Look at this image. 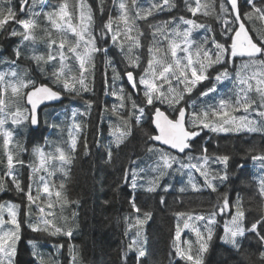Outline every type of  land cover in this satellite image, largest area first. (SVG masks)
<instances>
[{
  "label": "snow or ice",
  "instance_id": "obj_1",
  "mask_svg": "<svg viewBox=\"0 0 264 264\" xmlns=\"http://www.w3.org/2000/svg\"><path fill=\"white\" fill-rule=\"evenodd\" d=\"M19 8L11 5V0H0V32H7L10 37H22L21 43L28 41L33 45L37 41L35 35L36 30L41 27L38 18L43 15L46 21L61 34V39L57 41L52 38L50 29H43L47 38V47L49 49L47 55L37 54L35 48L32 50L31 56H24L20 46L13 49V56L0 59V64H5L4 70H0V134L3 135V145L6 156V171L5 176L11 178V184L14 190L24 196L27 200L28 212L26 216L30 219L32 216V207L37 206L35 222H28L27 227L33 232H42L49 236L63 235L69 239L73 236V231L78 227L74 223L76 213H73L72 226L69 225L67 217H61L64 221L63 225L58 226L56 215L51 209L54 205L49 200L45 211L44 207L37 205V201L41 200V189H37L35 195L32 191V184L27 185V190L22 186L20 179L16 173L15 164L23 166L24 161L20 160L19 153L25 151L22 145L16 144L18 149L16 153L17 159L14 164V155L8 150V145L12 142L13 131L8 130L5 125L11 121L12 125H23L25 123L32 126H37L40 121L37 113L38 107L46 101H56L61 98V92L56 91L53 87L47 84H37L35 80L28 78L29 69H20L17 61L22 57L30 59L44 71L42 65L55 62L59 59V66L55 67L50 73L49 78L53 84L62 87L64 92L74 94L81 97L83 93L92 91V85L95 82V60L97 53L105 54V81H107V70L111 68L113 73V81L120 79L121 74L115 67L114 62L107 58L108 48L98 46L97 41L103 43L110 36L112 45L117 46L127 61V66L124 70V75L127 78L130 86L137 89L138 85H143L144 106H141L133 100L131 93H125L123 87L114 90L111 94L118 95L121 100L120 109L125 108L124 101H131V108L124 115L118 111L117 106L113 105L111 111L118 117L119 125L111 127L112 141L107 149V160L111 163L119 154L122 145L126 144L133 135V129L142 127V122L145 116L146 107H151L154 112L151 113L152 123L158 134H151L145 131L146 136L145 152L155 157L154 163L148 168L153 175L147 179L146 191L150 193L162 189L164 193H168L172 188L171 184H162L161 181L170 175L169 170H172L174 165H178L176 172L183 174L185 169L188 170V187L194 192H202L210 190L213 193L218 192V184H223L229 179V162L232 157L228 154H216L209 152L207 145H201L198 149L199 155L194 156L191 153L196 151L194 148L195 138L199 137L204 129H208L213 133H228V132H264V71L254 72L248 78H242L240 72L236 73L239 91L236 92L235 101L229 99H220L218 105H209L202 108L200 111H192L190 117L187 115V109L184 105L188 104L185 99L186 95L197 89L203 82L209 81L211 86L207 87L200 95L207 97L210 93L217 91L216 84L229 78V72L226 65L229 63V58L246 57L247 61L242 65L243 68L257 67L264 69V35L260 36V42H256L253 36L249 34V29L246 27L245 21H252L254 17L264 20V7H257L254 0H247L250 5V11L241 12L238 0H220L219 12H216L214 4L201 3V0H194L195 6H192L191 0H184L187 11L193 17L197 13L205 16H214L215 20L222 21L220 36L223 42L216 38V35L205 36L202 42H197L192 39L194 30L205 29L208 32H213L210 25L198 23L196 19L185 18L181 16H171L166 20H156L155 17L159 13L171 12L178 7L176 0H149L147 7L143 6L140 0H112V4L117 7L118 15L113 17L108 14V19L103 23L99 30V34H94V13L93 8L87 3V0H78V22L74 23V16L68 11V4L59 5V8H53L52 11L36 12L34 9L37 5H42L43 0H18ZM98 11L103 16L106 9V0H98ZM21 15L27 18H20ZM231 16L232 19L225 17ZM152 18V22H149ZM138 21H143L146 27L150 30L149 33L140 27ZM178 21V22H177ZM14 22L21 26L22 30L18 31L13 28L8 32L7 25ZM183 25V27H181ZM71 33L75 38L74 41L67 39V34ZM151 37L148 44V60L147 67L144 68L143 74L139 75L137 80L134 77V70L140 67V56L134 54V50L142 47V38ZM7 38V37H6ZM212 44V48H206L208 43ZM67 45V52L65 48ZM166 45V46H165ZM55 49V54L53 53ZM178 52L186 54L183 58L178 56ZM69 54L72 59L78 63L77 70L74 72L68 63ZM170 54V57H169ZM220 65L223 71L217 72L215 77H212L210 70L213 66ZM133 70H128V67ZM147 77V78H146ZM259 77V78H257ZM255 80V87L250 82ZM173 81L177 86H173ZM214 81V82H213ZM165 85L167 87L165 88ZM182 85V87H178ZM256 93L257 98L253 99L250 93ZM11 94V102L15 103V110H11L10 103L6 102L8 93ZM19 101L29 107L19 106ZM94 101L85 100L86 111L79 113L80 115H88ZM157 103L166 104L172 108L175 113V118H170L169 115L156 107ZM194 108L195 105L193 104ZM107 110V109H106ZM243 112V115H234L233 113ZM78 115V110L73 109V130L76 133L82 131V125L75 122V117ZM58 127L57 125H52ZM71 142L69 149L66 152L64 148L57 146L54 153H46L40 146L34 147L33 152L39 160V165L30 164L33 172L47 170L48 161L57 159L61 165H70L73 161V153L77 147V136L69 133ZM155 142H161L162 145L168 146V150L164 147H157ZM84 154L89 155L88 141L85 138L83 141ZM175 150L178 154H172ZM251 151V150H249ZM187 163L181 158L186 154ZM131 155V154H130ZM139 159V158H137ZM253 161H258L261 172L264 173V153L252 155ZM196 160V163H192ZM131 167L124 169L123 182H129L133 190L138 187V178L143 179L140 173H145L144 168H137V160H129ZM218 165L219 168H213L212 165ZM243 168L244 165H238ZM63 171V167L61 168ZM192 170H195L203 177V184H197L192 175ZM52 173H49L51 175ZM67 174V173H65ZM31 179V177H30ZM40 182L43 184L42 192L51 197L52 193L49 190L48 182H45L44 177H40ZM61 189L64 184L59 185ZM5 181L0 178V193L11 191ZM187 187H180L179 192L184 193ZM258 195L261 198V203L258 207L259 219L250 223V227L246 226V211L243 206L242 198L237 196L236 201L231 203L227 193H221L218 197V203L213 205L212 210L206 217L204 215H195L178 212V221L183 220V227L178 222L175 226V235L173 238L172 247L175 250V255L185 260L187 264H204L203 255L208 251L209 243L213 239L214 226L218 223L217 215L227 212L230 215L229 220H225L223 224V235L220 239L223 243L231 245L237 252L242 248L241 239L245 238L246 234L254 238L258 244L264 249V174L258 178ZM56 201L61 208L69 201L66 196H63L60 191L55 193ZM222 201V202H220ZM78 203V201H77ZM107 203V201H105ZM160 203H165V197H160ZM130 204L135 216V224L129 223V217H124L127 225L125 236L135 228V235L131 238L126 248L122 252L121 264H128V253L133 252L135 255L134 264H143V258L146 257L144 247L145 237L143 227L149 220L152 219L151 211H143L137 207L135 196L130 200ZM20 205L12 202L0 203V264H16L18 254V243L21 240V221ZM234 208V213L231 211ZM5 212L8 219H5ZM206 221L205 231L201 232L200 228L189 223V220ZM195 232L197 237L198 247L193 249V244L190 241L181 242V233L184 229H189ZM32 247V256L35 257L39 264H60L58 259L51 255L46 259L44 254L39 251L34 241H29ZM57 250L63 248L64 245H56ZM69 264H77L79 252L77 246L68 245ZM259 264H264V250L259 252Z\"/></svg>",
  "mask_w": 264,
  "mask_h": 264
},
{
  "label": "trees",
  "instance_id": "obj_2",
  "mask_svg": "<svg viewBox=\"0 0 264 264\" xmlns=\"http://www.w3.org/2000/svg\"><path fill=\"white\" fill-rule=\"evenodd\" d=\"M64 2L65 0H43V4L37 5L34 11L41 12L42 8L43 11H52L54 7L58 9L59 5ZM66 2L68 4V11L74 16L73 22H78V0H66ZM140 2L143 6L147 7L149 0H140ZM219 2L220 0H211V2L208 0L206 3L214 4L216 12L218 13ZM254 2L257 7H264V0H254ZM29 3H31V0H29ZM87 3L93 8L95 21L93 30L94 34L98 35L101 26L108 19L109 12L113 17H116L119 14L118 9L112 4V0H106V9L103 16H101L97 7L98 0H87ZM176 3L178 4L176 9H173L171 12L166 11L159 13L156 15L155 19L166 20L171 16L178 17L181 15L185 18L196 19L198 23L210 25L213 32H208L205 29H197L194 30L192 39L197 42H202L205 36L210 37L214 33L216 38L223 42L220 36V29L223 26L222 21L215 20L214 16L205 17L202 12L197 13V15L193 17L192 14L187 11L184 0H176ZM191 3L194 7V0H191ZM11 5L18 10V0H11ZM239 7L242 13L251 10L247 0H240ZM20 18L27 17L21 15ZM225 18L229 20L232 19L230 15ZM38 20L41 27L36 30L35 35L37 36V41L34 45L28 41L21 43L22 37L20 36L10 37L7 36V32H0V59L5 57L14 58L13 49L18 45L24 53V56H31L33 48H35L37 54L47 55L49 49L43 29H50L52 38L57 41L61 39V34L54 28H51L50 23L46 21L43 15H41ZM149 22H152V18H149ZM138 23L146 34L149 33L150 30L143 21H138ZM245 23L249 27L254 39L259 43L260 36L264 35V20L254 17L252 21H245ZM6 27L8 32L13 28L18 31L22 30L21 26L14 22H10ZM181 27H183V25ZM67 39L69 41H74L75 38L69 33L67 34ZM150 39V36H148L147 39L142 38V47L134 50V54L139 55L141 58L140 67L134 70V77H136L137 80L139 75L143 74L144 68L147 67V48ZM97 43L100 47L106 46L108 48L107 58H110L115 63V67L120 72L121 78L113 81V73L111 68H109L107 70V81H105L104 60L106 57L104 53H97L94 57L95 82L94 85H92L93 90L83 93L82 98L64 92L62 87L53 84L52 80L49 78L54 68L59 66L58 58L55 62L42 65L44 71H41L40 67L30 59L22 57L17 61L20 68L29 69V76L33 78L36 83H46L65 95V99L61 104L47 105L42 108L39 128L34 130L28 124L27 126L24 125L23 128H26V130L28 129L27 133L30 138L28 147H30V151L26 150L28 151L29 161L33 160L35 166H37L39 160L33 152L34 147H44L46 153L58 155L55 153V148L57 146L64 148L66 152L68 151L71 142V137L69 135L70 131H72L73 135L77 136V147L72 154L74 158L70 165L62 166L57 159L48 161V163L51 162L50 166L54 169L50 178L53 185H49V190L54 191L56 187L55 193L60 191L63 196H66L69 202L61 208L60 204L56 201L55 194L52 199V197H49L48 194L43 192H41L42 199L39 200V202H43L46 205L45 209L47 211V203L51 200L54 205L51 211L56 215V223L58 226L64 223L61 219L62 216L67 217L69 220L68 226H72L73 213H76L77 215L75 216L74 223L78 224V227L74 229L73 236L69 239L63 235L53 237L42 232H33L27 227L25 221H23L21 224V240L17 246L18 254L16 257V264H39V261L31 254L32 247L29 244L31 239L42 241L41 248L44 256L48 253V249H52L51 256L58 259L60 264H69V244L77 246V251L79 252L77 264H121L122 252L131 238L135 235L136 231V229L133 228L128 236L124 235L127 227L124 217H129L128 222L135 224V216L137 214L130 204V200L133 196H135L137 207L142 210L140 213L141 217L143 211H151L153 213L152 219L143 227L145 237L144 247L146 250V257L143 258V264H187L185 260L175 255V250L172 247L176 224L179 222L181 227H183V220L178 221L175 214L178 212H185L193 216L204 215L207 217L213 205L218 203L217 197L221 193H227L231 203L236 201L237 196L242 198L244 208L250 209V211H246V226L250 227L251 222L259 219L258 207L261 203V198L258 195V178L260 175L264 174L261 172L259 162L253 161L251 156L264 153V132L213 133L208 129H204L200 136L194 141V148L197 149L191 153L194 156H198L199 147L202 144H206L209 152L228 154L232 157L229 162V179L223 184H218V192L213 193L210 190H204L202 192L192 191L191 188L188 187V170L185 169L183 174L178 173L175 171L178 165H174L173 169L169 170L170 175L161 181L162 184L172 185L168 193H164L162 189H158L154 193L147 192L145 190L147 187L146 181L155 175L148 166L154 163L155 157L146 153L144 150L147 139L144 133L147 131L153 135L156 134L151 116L154 109L146 107L142 127H134L132 137L126 141L125 145L121 146L118 156L109 163L106 153L112 141L110 130L112 126L119 125L118 117L111 111V108L113 105L117 106L118 111L122 112L124 115H127V112L131 108V101L126 99L124 101L125 108L120 109L119 105L121 104V100L119 99V94L114 96L111 93L123 87L125 93L132 94L131 98L135 100L137 104L144 106L143 92L145 88L143 85H138L136 91L131 88L124 75L127 61L120 49L112 45L110 36L103 43L99 40ZM205 47L212 48L213 46L209 42ZM65 52H67V45ZM53 53L55 54V49H53ZM185 55L186 54L182 52H178V56L181 58ZM234 60L235 62L233 63ZM246 61L247 58L244 57L229 58V63L226 67H228V72L231 73L228 79L216 84L217 91L215 93H210L207 97L200 95L207 87L211 86L209 81H205L203 85H199L197 89H194L191 94L186 95L185 99L188 101V104L184 106L188 109L189 117L194 110L200 111L202 108H206L209 105H218L220 99H229L234 102L236 98L235 94L239 91L237 86L238 81L236 80L237 71L240 72L242 78L250 77L252 74H249V72L264 71V69H259L257 67L243 68L242 65ZM68 63L75 72L78 63L72 59L71 54H69ZM6 67L8 66L0 64V70H4ZM128 70L133 69L129 66ZM218 71H223L221 66H213V69L210 70L212 77H215ZM250 82L255 87V80H251ZM173 86H177L175 81H173ZM166 87L167 85H165V88ZM178 87H182V85ZM250 95L253 99L257 98L254 91L250 93ZM85 100H92L94 103L88 115H80L79 113L86 111L84 104ZM193 104L195 105L194 108L192 107ZM159 106L165 109L172 118L175 117V113L168 105L157 103L156 107ZM73 109L78 110L75 122L82 125V131L79 133L73 130L74 118L71 112ZM233 114L243 115L244 113L241 111ZM52 125H57L58 127H53ZM85 138L88 141L89 155L84 154L83 141ZM17 143L24 148L25 145L20 140H18ZM155 145L161 147L156 143ZM14 147L16 148L15 145ZM165 150L168 149L165 148ZM20 154L24 153L20 152ZM172 154L176 153L172 152ZM186 155L187 153L181 156L185 163L188 162L185 158ZM130 159L137 160L135 167L144 168L146 170L145 173H140L143 179L138 178V187L135 190L130 186L131 176H129V182L127 184L123 182L124 169L131 167L129 164ZM196 162V160L192 161V163ZM241 164L244 165L243 168L238 167V165ZM62 167L63 171L61 170ZM212 167L219 168L220 166L213 164ZM5 170L4 168H0V174H3ZM27 172L28 170L24 167V179L21 183L25 190H27L28 185L26 178ZM192 175L197 184H203V177H201L198 172L192 170ZM61 183L64 184L63 189L59 187ZM7 186L13 189L10 193H12L13 199L21 204L22 211L25 215L26 211H28L26 207V198L14 190L10 181H7ZM182 186L188 188L184 193L179 192V188ZM32 187H34L33 184ZM161 196L165 197L164 204L160 203ZM105 201H107V203H105ZM34 210L35 205L32 207V213H35ZM231 211L234 213L235 209L231 208ZM217 217H219V220L214 226L217 230L214 231L208 251L203 255L204 264H259V252L264 249L261 248L258 242L250 235L246 234L245 238H240L242 248L237 252L231 245L223 243L220 239L223 235L224 221L229 220L231 218L230 215L226 212L217 215ZM32 218L36 219V216ZM189 223L194 226L198 224L195 219L189 220ZM195 235V232H193L191 228L184 229L181 233L182 246H185L183 245V241H190L195 250V248L198 247ZM61 244L64 245V247L57 250L55 246ZM134 261V253L129 252L128 264H134Z\"/></svg>",
  "mask_w": 264,
  "mask_h": 264
},
{
  "label": "rangeland",
  "instance_id": "obj_3",
  "mask_svg": "<svg viewBox=\"0 0 264 264\" xmlns=\"http://www.w3.org/2000/svg\"><path fill=\"white\" fill-rule=\"evenodd\" d=\"M208 0H202V2L203 3H206ZM202 3V4H203ZM20 66V65H19ZM21 70H22V68H20ZM252 70V69H251ZM254 72H249V74H253ZM28 78H30V76H28ZM257 78H259V77H257ZM30 79H33V78H30ZM34 80V79H33ZM6 102H9L10 103V107H11V110H15V106H16V104L15 103H12L11 102V94H10V92L8 93V95H7V97H6ZM19 103V106H21V107H27L24 103H23V101H19L18 102ZM24 125H26L27 126V123H25V124H23V125H12L11 124V121H8L7 123H6V125H5V127L8 129V130H10V131H13V133H14V135H13V139H12V142L8 145V150L9 151H11L12 153H13V155H14V163H15V160L17 159V157H16V153H17V149L14 147V145L16 146V144H17V141L18 140H20L22 143H24V145H25V147H26V149L27 150H29L30 151V147H28V143H29V141H30V138L28 137V133H27V130H26V128H23V126ZM28 125H30V124H28ZM26 154V159L27 160H29V155H28V152H26L25 153ZM25 154H20L19 153V159L20 160H22V161H24V155ZM6 156H7V154H6V152H5V149H4V145H3V135L2 134H0V168H4V169H6ZM20 165V164H19ZM23 167H24V165L23 166H17V167H15V169H16V173H17V175H18V178L20 179V181H22L23 179H24V170H23ZM48 170H49V172L50 173H52L53 174V172H54V169H53V167L52 166H48ZM51 174V175H52ZM35 175V173L33 172V170L32 169H30L29 170V178L31 177V179L33 178V176ZM10 180H11V178H10ZM45 182H51V179H50V177H46L45 179ZM41 187H43V184H41ZM49 189H50V187H49ZM55 191H56V187H55V189H54V191L53 190H50V192L52 193V195H51V197H52V199L54 198V194H55ZM3 202H12V203H16V204H19L20 206H21V204L19 203V202H17V201H15L14 199H13V197H12V193H9V194H6V193H0V203H3ZM38 202V201H37ZM39 203H41V202H39ZM42 206L45 208V206L42 204ZM49 210V209H48ZM47 210V211H48ZM52 210V209H51ZM45 211H46V209H45ZM46 211V212H47ZM28 211H26V213H27ZM26 213H25V215H24V213H23V211H22V206L20 207V215H19V219H20V221H21V224H22V222L23 221H25V223L27 224L28 222H35L36 221V219L35 218H32L33 216H36V214L35 213H32V216H31V218L29 219L27 216H26ZM5 219H8V217H7V213L5 212ZM216 219H217V217H216ZM56 222V221H55ZM205 222V221H204ZM218 222V221H217ZM197 225H196V227H198V228H200V230H201V232H204L205 230H204V223H203V221H197ZM215 230H217V228H214V231ZM205 233V235H206V231L204 232ZM195 237H196V235H195ZM196 240H197V237H196Z\"/></svg>",
  "mask_w": 264,
  "mask_h": 264
},
{
  "label": "water",
  "instance_id": "obj_4",
  "mask_svg": "<svg viewBox=\"0 0 264 264\" xmlns=\"http://www.w3.org/2000/svg\"><path fill=\"white\" fill-rule=\"evenodd\" d=\"M238 4H239V0H238ZM246 27H247V25H246ZM248 28V27H247ZM249 34L251 35V33H250V31H249ZM49 86V85H48ZM51 87V86H50ZM54 89V88H53ZM55 90V89H54ZM57 91V90H56ZM63 99H64V95L61 93V98L59 99V100H56V101H46V102H44L43 104H41L39 107H38V109H37V113H38V117L40 116V114H39V112H40V109L43 107V106H45V105H49V104H59V103H61L62 101H63ZM162 111V110H161ZM165 114H166V112H165ZM39 126V124L37 125V126H33L34 128H37ZM155 126V125H154ZM157 134H158V130H157ZM157 143H160L161 144V142H157ZM162 145V144H161ZM168 147V146H167Z\"/></svg>",
  "mask_w": 264,
  "mask_h": 264
},
{
  "label": "bare ground",
  "instance_id": "obj_5",
  "mask_svg": "<svg viewBox=\"0 0 264 264\" xmlns=\"http://www.w3.org/2000/svg\"><path fill=\"white\" fill-rule=\"evenodd\" d=\"M210 2H211V0H210ZM203 3V2H202ZM217 3V2H216ZM242 4V3H241ZM140 52V51H139ZM181 53V52H180ZM137 54V53H136ZM141 61V60H140ZM235 62V60L233 61V63ZM115 64V63H114ZM228 68V67H227ZM219 72V71H218ZM231 73V72H230ZM229 73V74H230ZM215 74V73H214ZM233 79V78H232ZM68 98V97H67ZM69 106V105H68ZM57 110V109H56ZM70 112V111H69ZM72 112V111H71ZM43 116H45V115H43ZM57 118V117H56ZM101 118V117H100ZM58 119V118H57ZM111 131V130H110ZM68 133V132H67ZM211 140V139H210ZM208 142V141H207ZM43 144V143H42ZM203 145V144H202ZM221 145V144H220ZM126 166V165H125ZM6 167V166H5ZM197 201V200H196ZM43 203V202H42ZM93 203V202H92ZM43 205L44 206H46L44 203H43ZM204 208V207H203ZM49 211V210H48Z\"/></svg>",
  "mask_w": 264,
  "mask_h": 264
}]
</instances>
